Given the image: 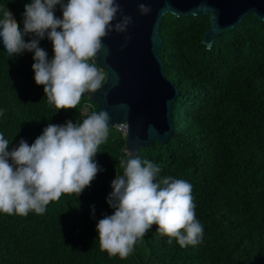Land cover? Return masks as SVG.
Wrapping results in <instances>:
<instances>
[{
    "label": "trees",
    "instance_id": "16d2710c",
    "mask_svg": "<svg viewBox=\"0 0 264 264\" xmlns=\"http://www.w3.org/2000/svg\"><path fill=\"white\" fill-rule=\"evenodd\" d=\"M30 2L0 0V9H9L23 30ZM55 15L62 17L59 6ZM209 26L207 15L162 19L159 55L180 93L171 110L175 137L137 154L160 167L157 180L192 185L201 242L169 244L153 225L126 259L100 250L96 225L113 214L107 197L127 159L125 137L109 133L94 157L101 171L79 196L62 194L39 215L0 213V264H264V22L247 15L207 49ZM38 46L53 57L47 37ZM33 56L10 55L0 39V134L9 151L21 140L33 144L49 124H80L96 111L87 92L75 109L49 104L35 83Z\"/></svg>",
    "mask_w": 264,
    "mask_h": 264
},
{
    "label": "clouds",
    "instance_id": "9594fccd",
    "mask_svg": "<svg viewBox=\"0 0 264 264\" xmlns=\"http://www.w3.org/2000/svg\"><path fill=\"white\" fill-rule=\"evenodd\" d=\"M57 6L62 17L55 15ZM138 11L148 14L151 9L141 3ZM0 12L4 49L12 56L34 53L35 83L58 111L75 109L86 92L101 88L104 75L94 58L110 32H125L131 22L122 16L113 24L122 13L117 0H31L25 4L23 30L9 9ZM28 35L33 38L26 42ZM45 37L52 43L51 59L38 46ZM109 121L108 113L100 111L80 124H49L33 144L21 140L10 151L0 134V213L39 215L62 194L79 196L101 171L94 157L109 135ZM120 168L123 174H116L107 197L113 214L96 225L101 251L126 259L153 225L169 244L172 239L181 247L201 242L203 226L196 219L190 183L173 177L157 180L160 167L130 152Z\"/></svg>",
    "mask_w": 264,
    "mask_h": 264
},
{
    "label": "water",
    "instance_id": "95a60500",
    "mask_svg": "<svg viewBox=\"0 0 264 264\" xmlns=\"http://www.w3.org/2000/svg\"><path fill=\"white\" fill-rule=\"evenodd\" d=\"M122 16L131 18L127 30L112 31L102 41L104 48L94 58L105 73L100 89L86 93L96 111L110 116L109 133L125 137V153L138 151L155 142L166 144L175 137L171 120L172 105L179 91L164 75L160 58L163 39L162 19L209 16L210 26L202 44L210 49L223 32L232 30L247 15L264 22V0H117ZM144 3L151 9L141 14Z\"/></svg>",
    "mask_w": 264,
    "mask_h": 264
},
{
    "label": "built area",
    "instance_id": "2783aa9c",
    "mask_svg": "<svg viewBox=\"0 0 264 264\" xmlns=\"http://www.w3.org/2000/svg\"><path fill=\"white\" fill-rule=\"evenodd\" d=\"M103 75H104V80H105V73L104 72H103ZM104 80H103V82H104ZM103 82H102V84H103ZM86 108H90V105H87Z\"/></svg>",
    "mask_w": 264,
    "mask_h": 264
},
{
    "label": "rangeland",
    "instance_id": "374dc122",
    "mask_svg": "<svg viewBox=\"0 0 264 264\" xmlns=\"http://www.w3.org/2000/svg\"><path fill=\"white\" fill-rule=\"evenodd\" d=\"M88 109V108H87Z\"/></svg>",
    "mask_w": 264,
    "mask_h": 264
}]
</instances>
